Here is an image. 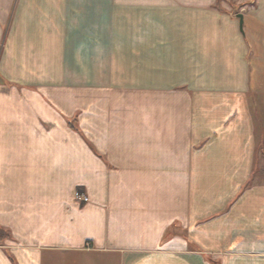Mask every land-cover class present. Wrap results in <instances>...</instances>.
<instances>
[{
	"label": "crops",
	"instance_id": "1",
	"mask_svg": "<svg viewBox=\"0 0 264 264\" xmlns=\"http://www.w3.org/2000/svg\"><path fill=\"white\" fill-rule=\"evenodd\" d=\"M0 264H264V0H0Z\"/></svg>",
	"mask_w": 264,
	"mask_h": 264
},
{
	"label": "water",
	"instance_id": "2",
	"mask_svg": "<svg viewBox=\"0 0 264 264\" xmlns=\"http://www.w3.org/2000/svg\"><path fill=\"white\" fill-rule=\"evenodd\" d=\"M238 16H239V22H240V27H241V22H242L241 14L239 13Z\"/></svg>",
	"mask_w": 264,
	"mask_h": 264
},
{
	"label": "built area",
	"instance_id": "3",
	"mask_svg": "<svg viewBox=\"0 0 264 264\" xmlns=\"http://www.w3.org/2000/svg\"><path fill=\"white\" fill-rule=\"evenodd\" d=\"M83 200H87V197H85V196H83V198H82Z\"/></svg>",
	"mask_w": 264,
	"mask_h": 264
}]
</instances>
